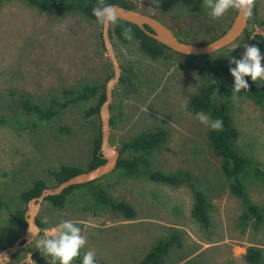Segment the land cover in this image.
Masks as SVG:
<instances>
[{"label": "rangeland", "instance_id": "obj_1", "mask_svg": "<svg viewBox=\"0 0 264 264\" xmlns=\"http://www.w3.org/2000/svg\"><path fill=\"white\" fill-rule=\"evenodd\" d=\"M121 1L138 7L137 0ZM158 1L169 19H181L175 27L178 38L194 44L216 38L235 13L226 21L213 20L202 6L203 0ZM169 19L165 18L168 25ZM258 23H264V0H255L246 39L244 34L231 46L197 58L168 52L166 57L151 59L137 43L122 44L111 37L123 78L111 103L112 146L120 150L122 143L166 130L168 140L162 148L144 156L151 170L193 176L196 189L204 192L211 204L208 229L191 216L193 194L189 187L175 188L112 172L92 186L76 189L62 208L45 202L37 217L42 229L36 240L54 234L62 221L70 220L87 238L72 264H80L88 250H95L98 262L138 264L157 242L174 234L179 236L180 246L169 252L163 264H249L245 255L250 247L261 251L264 264V225L254 230L240 222L242 205L231 195L221 159L209 145V127L188 108L190 96L209 81V62L235 67L230 60L240 59L244 45L252 46L253 37L262 34ZM101 32L98 23L79 14L60 17L50 8L39 11L24 0H4L0 6V120L6 122L0 124V196L5 205L0 210V252L24 234L11 218L12 213L26 210L21 195L37 180L53 187L51 173L61 166L86 171L92 142L100 130L99 117H85L98 98L69 105L37 130H17L12 125L15 117L24 124L34 121L21 111L18 98L26 95L33 104L48 109L53 103H62L65 93L86 84L98 87L100 94L113 75ZM217 74L227 94L221 96L216 91L214 101L228 105L239 133L236 148L264 170V112L246 90L233 100L234 78L221 71ZM134 155L129 151L123 157ZM242 179L249 202L264 211V183L253 167L246 168ZM97 185L112 199L132 205L135 218L125 221L100 205L94 196ZM36 240L30 251L19 252L8 264H47Z\"/></svg>", "mask_w": 264, "mask_h": 264}, {"label": "trees", "instance_id": "obj_2", "mask_svg": "<svg viewBox=\"0 0 264 264\" xmlns=\"http://www.w3.org/2000/svg\"><path fill=\"white\" fill-rule=\"evenodd\" d=\"M3 1L4 0H0V6ZM24 1L29 6L39 11L50 8L57 16L60 17L79 14L91 22L97 23L96 18L92 14V9L96 6L97 0ZM105 3L110 5L119 4L125 8H130L126 2L121 0H105ZM258 27L262 34H257L253 37L252 46L254 45L258 47L261 55L264 56V23H258ZM125 28H130L132 30L131 40L124 38L123 30ZM109 33L110 37L114 36L122 44H128L130 42L137 43L139 50L151 59H157L161 56L166 57V53L172 52L163 45H160L156 41L147 37L138 27L130 23L117 20L114 25L110 27ZM244 34L246 35L244 36ZM244 34L243 36L246 39L249 36L247 29ZM190 58L197 57L192 56ZM209 64V70L207 71L209 81L198 92L190 96L188 100V108L194 114L202 112L206 114L210 120L219 119L222 121V128L220 130L213 131L209 127L207 140L212 151L221 159V171L225 179L229 182V191L231 195L241 202L242 213L240 215V222L243 225L251 226L254 230H258L264 225V211L261 207L249 202L242 177L247 167H253L255 175L264 183V170L253 165L247 157L243 156L238 151L236 148V141L238 140L239 133L229 114L228 105L222 100L219 102L214 101V94L216 91H219L221 96H225L227 94L225 88H223L218 81L217 71L231 75L229 69L223 66H218L214 63L209 62ZM262 65H264V60H262ZM245 79L249 85V88L246 90L248 97L259 105L264 112V84L254 83L250 77H245ZM122 81L123 78L121 77L119 83ZM98 92L99 88L95 85H83L78 90L65 93V100L62 103H53L54 106L48 109H44L39 105L33 104L28 96L22 95L18 98L17 104L21 111L27 115L33 116L34 121L31 124H24L18 117H15L12 121V125L17 130H37L47 122L54 120L60 112L69 105L88 103L96 98H98L96 105L91 107L85 113V117H98L99 107L105 98L104 87H102V92L100 94ZM3 123L6 122L0 120V124ZM167 140V131L160 129L155 132L143 134L131 141L122 143L119 150L120 159L114 172L122 173L133 178L145 177L153 183H159L170 187H189L193 194L191 216L203 229H208L210 227L209 212L211 204L206 194L196 189L193 176L188 172L167 175L159 171L151 170L149 161L144 156L145 153L161 149ZM129 151L136 155L132 157H123V155ZM103 162L102 154L100 152V130L98 129L97 135L92 142L89 164L86 171L103 164ZM81 172L84 171L77 170L76 168L70 166H61L59 170L51 173V177L55 183L54 186H56L57 184L66 181L70 177ZM95 182L87 185L71 187L64 191L60 196L47 198L45 202L50 203L54 208H62L66 203L67 197L76 189L92 186ZM45 188H48V186L43 181L37 180L32 184L28 191L21 195V200L27 204L29 200L37 197ZM94 196L100 205L107 208L112 213L120 215L123 220L131 221L135 218L136 211L132 205L124 201L112 199L100 185L94 187ZM4 208L5 205L0 196V210ZM24 211L25 210H18L11 214V218L14 223L22 230L26 229ZM38 225L42 229V226L39 223ZM179 246V236L176 234L171 235L168 239H163L157 242L156 245L151 248L147 254H145L138 264H163V260L169 252ZM25 250L30 251V247H27ZM245 259L249 264H262L261 251L258 248L250 247L246 252ZM80 264H82V260L80 261ZM95 264L106 263L95 260Z\"/></svg>", "mask_w": 264, "mask_h": 264}, {"label": "water", "instance_id": "obj_3", "mask_svg": "<svg viewBox=\"0 0 264 264\" xmlns=\"http://www.w3.org/2000/svg\"><path fill=\"white\" fill-rule=\"evenodd\" d=\"M114 6L116 7L117 20L135 25L160 45H163L176 54L186 57H207L231 46L243 36L249 23V18L243 19L242 16L236 12L231 25L223 34L205 44H194L179 40L166 26L148 15L130 8H125L119 4H114ZM147 28L152 32L147 31ZM101 31L103 48L113 68V75L105 84V98L99 107L98 113L100 120V152L104 162L91 170L78 173L54 187L45 188L37 197L27 202L26 210L24 211L26 229L23 236L13 245L0 252V254H6L8 260L7 264L16 254L24 251L35 241L34 237L29 232L30 227L34 233H37L36 238L40 234L41 228L38 225L37 217L47 198L60 196L71 187L93 183L111 174L117 168L120 159V151L114 148L110 142V110L114 89L120 82L122 69L116 57L110 37V26L106 28L101 26ZM2 258L3 255H0V259Z\"/></svg>", "mask_w": 264, "mask_h": 264}, {"label": "clouds", "instance_id": "obj_4", "mask_svg": "<svg viewBox=\"0 0 264 264\" xmlns=\"http://www.w3.org/2000/svg\"><path fill=\"white\" fill-rule=\"evenodd\" d=\"M254 3L255 0H203L202 6L209 10L208 14L213 20L223 17L229 10L237 11L243 19H246L251 17ZM92 14L96 18V22L104 28L111 26L118 19L116 7L106 4L105 0H97L96 6L92 9ZM123 35L125 39L131 40L132 30L125 28ZM244 48L245 51L240 59L230 60V64L235 65V67L229 69L231 76L234 78L231 95L233 100L238 98V94L242 89L247 90L249 88L245 77H250L254 83L264 84V65H262L264 56L261 55L259 48L254 45H244ZM197 119L213 131L222 128L221 120H210L202 112L197 113ZM29 232L36 240L37 233H34L31 227ZM86 243L87 238L81 234V229L74 222L66 220L60 223L54 234L44 235L36 240V248L45 257L47 264H72L79 257ZM0 255H3L0 264H7L6 254ZM95 256V250L86 251L83 255L82 264H95Z\"/></svg>", "mask_w": 264, "mask_h": 264}, {"label": "flooded vegetation", "instance_id": "obj_5", "mask_svg": "<svg viewBox=\"0 0 264 264\" xmlns=\"http://www.w3.org/2000/svg\"><path fill=\"white\" fill-rule=\"evenodd\" d=\"M137 3H138V7H130V9H133V10H136V11H139L141 12L142 14H145V15H148L152 18H154L155 20L159 21L160 23H162L164 26H166L177 38H178V35H177V28L176 25L178 23H180L178 17H173V18H168L166 15H165V12L161 11V1H158V0H137ZM234 15L232 16V20L231 22L227 25V27L224 29L222 28V32L218 34V36H220L221 34H223L228 28L229 26L231 25L235 15H236V12L237 11H234V10H229L228 12L225 13V15L221 18H219L221 21H226L228 20L230 17H231V14ZM165 18L169 19L168 22L170 23V25L167 24V21H165ZM203 20H205V17L203 18ZM184 29V28H183ZM185 30V29H184ZM142 31V30H141ZM147 31L149 32H152L149 28H147ZM143 32V31H142ZM144 33V32H143ZM145 34V33H144ZM146 35V34H145ZM147 37H149L148 35H146ZM217 36V37H218ZM216 37V38H217ZM150 39H152L151 37H149ZM179 40L183 41L182 39L178 38ZM215 39V38H214ZM212 39V40H214ZM154 40V39H152ZM211 40V41H212ZM155 41V40H154ZM185 42V41H183ZM210 42V41H209ZM188 43V42H187ZM116 53V51H115ZM117 57V56H116ZM158 58H163L162 56L161 57H158Z\"/></svg>", "mask_w": 264, "mask_h": 264}]
</instances>
